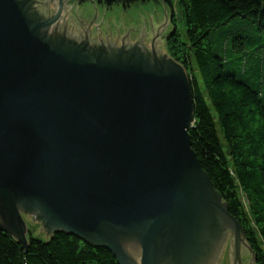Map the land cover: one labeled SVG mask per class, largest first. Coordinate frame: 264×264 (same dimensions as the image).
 Segmentation results:
<instances>
[{
  "label": "water",
  "instance_id": "95a60500",
  "mask_svg": "<svg viewBox=\"0 0 264 264\" xmlns=\"http://www.w3.org/2000/svg\"><path fill=\"white\" fill-rule=\"evenodd\" d=\"M67 1L0 0V232L26 249L28 219L117 264H218L230 238L242 264L244 231L192 150L169 8Z\"/></svg>",
  "mask_w": 264,
  "mask_h": 264
},
{
  "label": "trees",
  "instance_id": "16d2710c",
  "mask_svg": "<svg viewBox=\"0 0 264 264\" xmlns=\"http://www.w3.org/2000/svg\"><path fill=\"white\" fill-rule=\"evenodd\" d=\"M84 1L109 8L151 0ZM154 1L171 11L176 3L185 28L183 44L172 17L168 51L189 78L192 150L241 225L253 264H264V0ZM0 264L117 261L75 236L34 237L29 231L26 249L0 232Z\"/></svg>",
  "mask_w": 264,
  "mask_h": 264
},
{
  "label": "rangeland",
  "instance_id": "374dc122",
  "mask_svg": "<svg viewBox=\"0 0 264 264\" xmlns=\"http://www.w3.org/2000/svg\"><path fill=\"white\" fill-rule=\"evenodd\" d=\"M63 1L66 2V0H63ZM136 4L137 3L131 4L128 7H124L121 4H116V5H113V6L108 8V7H105L103 5L97 4L95 1L68 0L65 5L68 7L69 12L72 16H81V15H84V14L90 12V11H93L97 14H101L105 11L113 12L115 9H120L122 11H130L135 7ZM172 17L175 18L174 28H176L178 31L180 42L183 44H186L187 40H186V35H185V28L183 26V22H182L180 14H179L178 8L176 6V3H174V10H172V11L170 10V23L173 26V23L171 22ZM171 35H172V33L168 36V42H167L168 46H169V41L172 37ZM168 53H169V51H168ZM194 66L195 65L192 63L193 69H195ZM194 74H196L195 70H194ZM24 219L26 220L27 217H25ZM26 222L29 225L28 226L29 231H30V234L32 236H34V237H45L44 233L39 231V226L33 225L31 223V221L28 219L26 220ZM28 236H29V233H28ZM230 245H231V242H230V238H229L228 242L225 246L224 252H223L221 259L219 260L218 264H231ZM242 264H253L250 251L248 249H245V248H243V250H242Z\"/></svg>",
  "mask_w": 264,
  "mask_h": 264
}]
</instances>
